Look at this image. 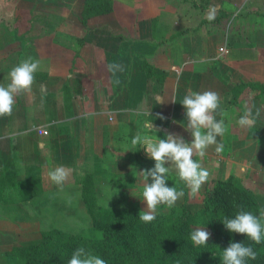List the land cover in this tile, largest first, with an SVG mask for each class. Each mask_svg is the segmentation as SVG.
<instances>
[{"label":"crops","instance_id":"obj_1","mask_svg":"<svg viewBox=\"0 0 264 264\" xmlns=\"http://www.w3.org/2000/svg\"><path fill=\"white\" fill-rule=\"evenodd\" d=\"M58 1L56 9L63 13L50 34H30L25 21L16 23L23 37L18 40L0 23L5 32L0 34V84L28 57L42 64L31 91L17 95L12 114L0 117V264H23L17 251L38 243L44 232H92L86 195L102 209L144 210L136 173L151 169L154 161L131 146V137L145 134L143 124L152 121L158 139L172 133L190 143L180 102L191 92L219 94L227 113L226 132L217 137L224 150L216 153L213 145L203 158L196 156L210 173L196 196L174 171L168 174L166 185L185 193L175 205L185 202L197 211L213 182L228 175L264 195V94L246 88L235 98L233 92L240 82L264 83V17L238 19L227 35L228 55L221 57V30L209 32L203 21L194 33L179 28L188 24L175 14L184 0L166 5L175 11L170 27L163 23L162 0H100L108 1L110 10L85 22V0H68L66 6ZM223 19L206 23L217 26ZM35 47L39 56L32 52ZM111 63L124 70L113 76ZM246 109L256 123L242 128L237 121ZM55 166L71 170L62 186L47 178ZM158 209L169 208L160 205L157 214L165 213Z\"/></svg>","mask_w":264,"mask_h":264},{"label":"trees","instance_id":"obj_2","mask_svg":"<svg viewBox=\"0 0 264 264\" xmlns=\"http://www.w3.org/2000/svg\"><path fill=\"white\" fill-rule=\"evenodd\" d=\"M10 2L2 0L0 7L5 10ZM109 10L108 1L85 0L82 20L85 22L87 17ZM229 16L219 12V17L211 22ZM0 23L18 40L23 39L15 19L0 15ZM246 88L264 94V83L240 82L233 89L234 97ZM193 159L197 160V157ZM84 202L93 220L91 236L56 230L44 232L38 243L17 251L22 263L67 264L73 251L84 247L104 259L106 264H221L220 251L230 242H240L251 245L257 252V258L248 260L247 264H264V242L257 245L244 235L230 233L221 223L225 216L232 218L241 209L258 215L259 209L264 207V195L253 192L237 176L228 175L213 182L197 211L192 212L184 202L169 208L166 213L156 214L151 223L141 222L138 219L141 211L134 207L102 209L90 194ZM198 225L210 229L211 238L206 246H193L190 241V233ZM98 233H103L102 239L97 238Z\"/></svg>","mask_w":264,"mask_h":264},{"label":"clouds","instance_id":"obj_3","mask_svg":"<svg viewBox=\"0 0 264 264\" xmlns=\"http://www.w3.org/2000/svg\"><path fill=\"white\" fill-rule=\"evenodd\" d=\"M213 18L214 10L207 14L209 21ZM108 69L113 76L124 70L119 63L109 64ZM41 70V61L32 57L12 67L7 74L8 82L0 84V117L12 114L16 96L31 91L35 73ZM119 82L117 78L115 83L119 84ZM180 104L187 120L185 130L191 135L190 143L172 133L167 134L164 139H158L153 131L152 121L143 124L145 134L137 132L130 140L131 146L143 149L146 156L154 161V167L136 173L141 188L142 200H140L146 206L138 216L143 223H151L156 219L158 206L164 205L171 208L185 195L183 188L178 190L177 187L166 185L170 172H175L178 180L189 190L190 196H196L208 180L210 173L193 157L198 155L203 158L206 150L213 145H215L216 153L224 150L223 143H218L217 137H222L226 132L224 117L227 113L221 108L219 94L214 91L191 92L183 96ZM217 116L221 118L217 119ZM255 123L256 117L247 109L237 121L242 128L252 127ZM147 133H155V136ZM70 171L64 166H55L49 167L46 175L50 182L62 186L68 180ZM108 191H112L110 187ZM221 223L230 233L244 235L247 240L257 245L264 242V207L259 209L258 215L241 209L232 218L225 216ZM97 238L102 239L103 233H98ZM209 238L210 233L205 230V227H195L190 233L193 246H206ZM219 258L221 264H247L248 260L257 258V252L251 245L230 242L226 249L220 251ZM67 264H106V261L86 248L79 247L73 251Z\"/></svg>","mask_w":264,"mask_h":264},{"label":"rangeland","instance_id":"obj_4","mask_svg":"<svg viewBox=\"0 0 264 264\" xmlns=\"http://www.w3.org/2000/svg\"><path fill=\"white\" fill-rule=\"evenodd\" d=\"M162 1L163 2H161L160 4L163 7L162 12L164 14L163 17L165 18L163 23L165 22L168 25L169 22L173 21V15L175 11L174 13L172 10L171 12H169L166 9V5H169L170 1H174V0H162ZM178 1L180 2L181 0ZM1 2L2 0H0V6H1ZM58 2H59L58 0H11L7 9L3 10L0 7V9H2L0 10V15H3L6 18H10V20L15 19L16 23H20V22L24 23L26 21L27 25L30 26L29 28L30 34L32 35L37 36L43 33L50 34L51 32H53L55 28L54 24L60 17L59 15L63 13L62 11H58L56 9L57 7H59ZM61 2L64 4V6L68 4V0H61ZM181 2L183 4L176 11L175 13L176 18H178L181 21L186 19L188 21V24L183 25L182 23L180 25L179 23L178 24V26H180L179 28L182 30L187 29L189 30V32L194 33L200 28V25L203 21V25H206L209 32H216L218 30H221L224 36V42H222L220 47L218 48V55L221 57L228 55L229 48L227 43V35L231 33L232 26L233 24L237 23L236 21L238 19L240 20V23H244L245 19L249 16V14L264 17V0H184ZM47 3H50L49 6H46ZM212 10H214V18H218L219 12L221 11H226L225 13L230 14V16L223 19L219 25L214 26V24L213 25L208 24L211 21L207 19V14ZM177 22L178 21H176V23ZM23 29L24 27H22V30ZM1 33H5L4 30L0 31V34ZM0 37L2 36L0 35ZM38 50H39L38 47H35L32 50V52H36V56H39ZM32 58L35 59L34 57ZM37 59L40 60V58ZM247 187L249 188V186ZM127 207L128 208L134 207L136 209H139L138 206L128 205L126 206V208ZM139 211L142 210L139 209ZM166 211L167 209H162V210L158 209V212L166 213ZM195 227H205V226L198 225ZM205 230L210 233V238H211L210 229L205 227ZM91 234L92 232H85L84 234H79V235L88 237L91 236Z\"/></svg>","mask_w":264,"mask_h":264},{"label":"built area","instance_id":"obj_5","mask_svg":"<svg viewBox=\"0 0 264 264\" xmlns=\"http://www.w3.org/2000/svg\"><path fill=\"white\" fill-rule=\"evenodd\" d=\"M109 121H112V117H111V116H109ZM35 129H38V128H35ZM41 133H43V134H47L46 131H41Z\"/></svg>","mask_w":264,"mask_h":264}]
</instances>
